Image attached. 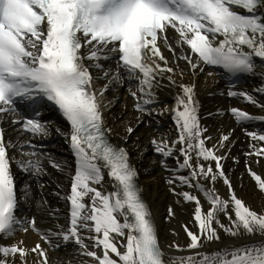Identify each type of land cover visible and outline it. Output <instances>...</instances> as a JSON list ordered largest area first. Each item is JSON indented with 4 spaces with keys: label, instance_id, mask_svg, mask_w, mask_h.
I'll list each match as a JSON object with an SVG mask.
<instances>
[{
    "label": "snow or ice",
    "instance_id": "6c2138e0",
    "mask_svg": "<svg viewBox=\"0 0 264 264\" xmlns=\"http://www.w3.org/2000/svg\"><path fill=\"white\" fill-rule=\"evenodd\" d=\"M170 29L178 36L177 44L181 48L186 45L190 54H176L168 42ZM160 41L173 54L177 66L183 60L193 73L202 71V64L219 66L233 76L254 73L255 58L264 61V0H0V120L9 113L17 114L18 100L35 103L37 98H46L69 122L67 139L76 157L71 194L66 197L71 205L68 227L40 232L35 218L22 221L17 215L19 199L12 172L15 162L21 170L40 175L44 171L40 155L23 152L27 159L16 161L9 150L17 145L5 140L0 127V237H12L17 230H35L49 247H61L53 242L55 237L65 245H76L96 264H264V239L212 252L199 251L205 241L220 239L217 227L232 237L264 238V212L254 211L237 196L224 171L222 161L227 157L219 153L227 148L230 134L222 135L212 148L207 147L211 138L204 135L206 129L200 125L194 84L179 85L182 94L176 97L173 117L177 139L152 141L162 156L179 152L183 157L182 163L177 157L178 167L172 171L188 170V175H175L169 184L178 181L181 186L194 188L209 204L206 210L200 197L172 188L175 195L195 204L193 216L199 232L184 226L190 238L186 249L192 251L191 255L164 259L155 222L136 183L138 173L129 162L127 150L112 145L106 136L111 130L104 125L98 96L102 97L113 82H123L121 69L128 80L137 83L130 95L141 112L157 102L155 90L165 73L169 82L176 84L172 75L176 68L169 66ZM112 54H118L115 72L105 70L100 63ZM92 68L102 71L108 80L99 93L93 88ZM241 95L264 109L253 96ZM231 112L238 122L264 121V117L242 109L233 108ZM11 122L22 125V130L33 136L48 135V125L39 119ZM127 132L131 134L133 128L128 127ZM247 135L262 142V147L251 145L253 152L246 155L264 156V134ZM25 146L33 147L30 143L20 145ZM104 169L114 182L115 191L111 193L94 186L103 185ZM247 171L264 192V176L250 167ZM218 179L227 186L228 198L216 190ZM85 198L91 203L85 204ZM168 214L175 215L171 206ZM221 214L228 218L229 226L220 223ZM86 241L99 251L89 250ZM170 247L184 250L175 243ZM30 255L36 257L34 264H49L48 249L39 242L31 249L23 241L0 244V264H28Z\"/></svg>",
    "mask_w": 264,
    "mask_h": 264
},
{
    "label": "bare ground",
    "instance_id": "6f19581e",
    "mask_svg": "<svg viewBox=\"0 0 264 264\" xmlns=\"http://www.w3.org/2000/svg\"><path fill=\"white\" fill-rule=\"evenodd\" d=\"M176 54H181V51L176 49ZM169 66L176 68V72L172 74L176 80V84H171L166 78L169 74L165 73V78L160 80V87L157 88L156 97L157 104L150 108L144 114L135 115L131 111V104L135 99L130 95L128 89H124L117 94L120 101H110L104 109V125L111 131L108 132L113 142L122 146L127 150L130 164L136 169L138 175L136 177L137 185L141 189L146 204L151 212L155 222L157 235L160 246L165 253V260L175 259L181 256L192 254L191 250L186 249L190 238L186 236L184 226L189 230L199 232L197 223L194 220L193 212L195 204L186 202L183 197L175 195L172 188H175L177 193L190 192L193 195L200 197L204 208L207 210L209 204L204 200L201 192L194 188L176 184L170 185L169 179L175 175H188V170H183L174 173L172 170L178 167L177 157L180 162H183V157L179 152H174L171 157H164L157 153L153 140L174 141L177 139L178 131L174 120V115H171L172 108H176V97L182 94L180 84L195 85V99L198 102V115L200 125L206 129L204 135L210 137L207 147L212 148L217 145L222 135L230 134V141L226 149H221L219 154L225 155L227 159L222 161L224 171L232 182L233 189L237 196L241 198L254 211L264 212V192L258 189L254 179L249 175L247 169L250 167L257 174L264 176V156L246 155L253 152L251 145L256 148L262 146V142H258L248 137L243 132L241 126H245L244 130H251L250 125L264 133V121L256 119L246 122H238L228 108L242 109L255 117H264V109L253 105L249 102L242 93H247L253 96L259 104H264V92L258 91L264 89V62L257 64L254 73H248L240 83L233 85V89L237 95L233 98H227L222 93L229 89L223 78L210 70L203 69L193 73L188 69L187 63L183 60L177 63H171V58L168 57ZM181 72L183 75L181 76ZM133 82V80L131 81ZM136 90V89H135ZM109 99V96L104 95V100ZM182 110V109H181ZM141 117L139 126L129 134L128 127H133L135 120ZM157 124L161 126L154 130ZM49 135L54 134L50 126H48ZM24 136V139L33 140L36 136L30 133H21L16 130V127H11L7 130V138L18 142ZM41 137V136H39ZM23 139V140H24ZM21 140V141H23ZM33 147L25 148L24 152H36L40 155L43 169L48 168L47 175L30 173H19V188L21 206L29 215H34L36 227L40 232L47 233L49 230L56 232L61 227L67 228L69 219L66 214H62V209L65 208V202L60 198V194L65 188L64 178L68 169V161L66 160L65 146L62 141H55L52 144L40 143L34 141ZM40 145V146H37ZM18 153L15 152V157ZM23 159L27 157L19 155ZM56 160L60 163V169L53 171L48 167L46 160ZM207 164L208 162L202 161ZM214 167V162H213ZM40 181L45 182V185H38ZM110 178L105 174L103 185H94L104 193H111L109 189ZM206 186L208 182L201 181ZM215 188L223 198H228L229 191L224 184L223 179H218L215 182ZM43 196L44 200L41 199ZM85 204H90L88 198L84 200ZM171 206L174 216L169 217L168 210ZM48 212H51L49 214ZM221 224L228 223V218L221 214L219 216ZM220 239L213 242H205L203 247L199 249L201 252H212L221 248H231L235 245L259 241L262 238L259 235L255 236H229L222 228L217 227ZM88 235V233H85ZM18 241H23L24 246L31 249L36 243L48 249L49 264H96V261L86 255L81 254L79 249L74 244L65 245L63 241L53 237V242L61 245L59 249H53L41 240V236L37 231L31 229L25 233L22 230L16 231L12 237H0V244L8 245ZM91 245L90 241H86ZM179 244L183 251H178L170 245ZM97 251H99L97 249ZM36 257L30 255L28 264H34Z\"/></svg>",
    "mask_w": 264,
    "mask_h": 264
},
{
    "label": "rangeland",
    "instance_id": "374dc122",
    "mask_svg": "<svg viewBox=\"0 0 264 264\" xmlns=\"http://www.w3.org/2000/svg\"><path fill=\"white\" fill-rule=\"evenodd\" d=\"M142 193V192H141ZM143 196V195H142ZM143 199H144V196H143ZM144 202L146 203V201H145V199H144ZM235 217L233 216V219H234ZM118 219H121V221H122V217H118ZM225 226H229L230 225V222H228V223H225L224 224ZM187 236V235H186ZM242 236H246V235H242ZM189 238V237H188ZM206 242V241H205ZM205 244V243H204ZM89 250H94V251H96L97 249H95V248H93L92 246H90V249Z\"/></svg>",
    "mask_w": 264,
    "mask_h": 264
}]
</instances>
